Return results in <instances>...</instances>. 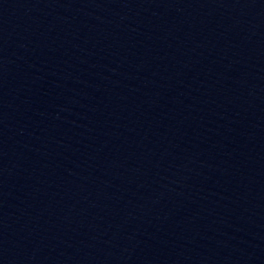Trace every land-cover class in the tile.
<instances>
[{
	"label": "water",
	"instance_id": "1",
	"mask_svg": "<svg viewBox=\"0 0 264 264\" xmlns=\"http://www.w3.org/2000/svg\"><path fill=\"white\" fill-rule=\"evenodd\" d=\"M0 264H264V0H0Z\"/></svg>",
	"mask_w": 264,
	"mask_h": 264
}]
</instances>
